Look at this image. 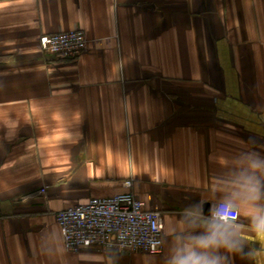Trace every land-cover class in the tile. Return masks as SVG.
<instances>
[{"label": "crops", "instance_id": "0c3cea01", "mask_svg": "<svg viewBox=\"0 0 264 264\" xmlns=\"http://www.w3.org/2000/svg\"><path fill=\"white\" fill-rule=\"evenodd\" d=\"M80 28L87 50L43 52ZM130 190L160 254L67 251L55 212ZM264 0H0V264H168L229 202L222 264H264ZM44 189V192L42 190Z\"/></svg>", "mask_w": 264, "mask_h": 264}, {"label": "built area", "instance_id": "2783aa9c", "mask_svg": "<svg viewBox=\"0 0 264 264\" xmlns=\"http://www.w3.org/2000/svg\"><path fill=\"white\" fill-rule=\"evenodd\" d=\"M39 38L41 51L67 59L83 54L88 47V37L80 28L45 33ZM131 185L130 179L124 182L127 191L104 197L92 196L86 202L55 212V221L67 251L78 253L85 247L98 246L160 254L164 244L163 212L148 208L145 201L130 190ZM229 209L231 216L225 217L226 222L237 220V209L226 201L217 203L210 216L213 219L214 213Z\"/></svg>", "mask_w": 264, "mask_h": 264}, {"label": "clouds", "instance_id": "9594fccd", "mask_svg": "<svg viewBox=\"0 0 264 264\" xmlns=\"http://www.w3.org/2000/svg\"><path fill=\"white\" fill-rule=\"evenodd\" d=\"M249 192L251 203L248 214L251 227L258 237L264 238V206L257 203L261 199L258 183L252 184ZM229 216H231V209L227 212L221 210L214 213L205 234L195 236L188 244L174 249L168 264H222L225 258L215 253L219 249L228 252L235 250L225 230V217Z\"/></svg>", "mask_w": 264, "mask_h": 264}]
</instances>
